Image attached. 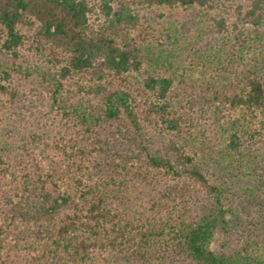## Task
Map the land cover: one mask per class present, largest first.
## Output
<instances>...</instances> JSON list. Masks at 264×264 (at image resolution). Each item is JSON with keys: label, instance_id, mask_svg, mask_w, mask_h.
<instances>
[{"label": "trees", "instance_id": "1", "mask_svg": "<svg viewBox=\"0 0 264 264\" xmlns=\"http://www.w3.org/2000/svg\"><path fill=\"white\" fill-rule=\"evenodd\" d=\"M219 1L0 0V264H264V0L150 56Z\"/></svg>", "mask_w": 264, "mask_h": 264}, {"label": "rangeland", "instance_id": "2", "mask_svg": "<svg viewBox=\"0 0 264 264\" xmlns=\"http://www.w3.org/2000/svg\"><path fill=\"white\" fill-rule=\"evenodd\" d=\"M249 1L220 0L217 8L209 12L182 8L165 12L162 22L169 29L172 37L168 40L163 36L162 45L152 49L151 58L165 63H184L185 65H194L199 60H211L209 56L212 48L220 43L212 27V18H224L230 25L236 20V8L246 7ZM24 55L30 65L36 62L31 55L26 53ZM230 246L233 247V244Z\"/></svg>", "mask_w": 264, "mask_h": 264}]
</instances>
